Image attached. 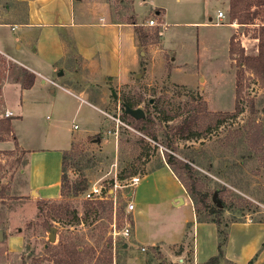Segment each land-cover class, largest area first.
<instances>
[{
	"label": "rangeland",
	"instance_id": "374dc122",
	"mask_svg": "<svg viewBox=\"0 0 264 264\" xmlns=\"http://www.w3.org/2000/svg\"><path fill=\"white\" fill-rule=\"evenodd\" d=\"M108 1L111 19L133 20V0ZM256 1L244 0L243 3L255 4ZM230 3L231 0L229 7ZM216 6L218 3L213 5ZM79 7L75 4V12ZM176 8L175 3L170 4V24L165 27L142 26L143 18L136 20L147 35L158 31V37L147 40L146 44H139L136 38L141 52L140 76L136 77L134 73L129 83L123 85L111 82L88 85L89 92L95 96L93 100L105 113L85 104L75 113L77 99L63 94L60 97L62 107L56 111L25 112L21 124L15 126L21 146L30 150L26 154L15 146L13 135L0 141V264H56L53 255L59 242L64 247L77 249L79 264H104L109 257L111 264H193L191 239L185 243L182 258L177 254L183 246L182 250L179 247L171 251V254L176 253L175 257H169L165 252H154L148 243L149 235H154L157 228L176 226L179 218L189 216L188 210L174 213L168 208L157 211V204L138 205L133 224L141 239L128 246L132 230L126 210L129 188L116 189L109 197L102 194V200L86 197L93 188L102 192L112 190L114 178L125 177L120 180L124 185L130 179V173L131 177L139 176L140 189L157 186L179 194L178 187L164 175L156 174L146 182L142 176L159 159L165 160V153L190 162L208 191V201L223 205L219 214L208 216L201 211L197 216L220 223L217 226L206 222L216 229L217 246L218 231L227 237L233 223L264 222V80L243 72L231 59L229 41L227 45L224 43L228 28L215 25L188 28L184 22L200 19L194 18L186 5L179 14ZM190 8L195 10L194 6ZM197 8L199 6L195 13ZM248 11L256 13L253 24L232 20L229 9L225 12V22L243 25L240 33L246 40H256L251 50L242 47L240 33L231 36L234 35L246 55H256L258 40L255 35L264 17V3L254 5ZM212 13L209 15L213 16ZM91 19L90 15L85 17V20ZM3 20L17 19L5 16ZM161 31L162 50L167 55H153L160 43ZM195 52H198L197 56ZM1 78L0 72V81ZM238 79H241L242 89L241 112L234 114ZM7 98L9 104L16 101L11 94H7ZM125 103L132 104L133 110L140 109L143 118L152 121L151 130L156 134V141L133 128L140 124L126 113ZM203 103L206 110H200ZM2 118L5 116L0 108ZM74 123L79 128L73 132ZM186 123L189 127L180 132ZM53 133L71 141L68 153L61 159V173L63 169L70 185L69 194L64 199L58 195L55 199L37 200L31 195L32 186L42 183L44 175L51 180L53 169L54 178L58 174L57 152H41L52 149L47 139ZM43 135L47 138L41 143ZM160 199L166 202L162 196ZM73 212L78 220L71 218ZM114 223L117 233L127 227L129 236L118 234L113 238ZM207 231L208 228L204 232L206 236L200 232L197 237L200 250L203 238L204 244L210 240ZM50 233L54 236L53 242L48 239ZM141 248L145 250L141 251ZM219 264L234 263L223 257Z\"/></svg>",
	"mask_w": 264,
	"mask_h": 264
},
{
	"label": "crops",
	"instance_id": "0c3cea01",
	"mask_svg": "<svg viewBox=\"0 0 264 264\" xmlns=\"http://www.w3.org/2000/svg\"><path fill=\"white\" fill-rule=\"evenodd\" d=\"M77 3L80 7L75 12L74 6ZM171 3L176 4L177 14L181 13L184 10L183 6L186 5V10L194 14L192 15L194 18L200 19L184 22L183 25L188 28H205L212 26L214 22L223 23L216 27L224 26L229 29V32L224 34L226 45L231 35L235 32L239 34L240 27H243V25L225 22V12L229 9V0H133L134 17L132 21L136 22L137 19L143 18V23H145L149 19H153L161 26H166L170 24L168 19L171 16ZM216 3L218 6L213 7ZM189 6H194L195 10H191ZM197 6L199 8L195 13ZM110 10L111 5L108 0H0V63L3 64V67L0 64L2 77L0 108L4 112L8 111L12 114L13 140L25 154L30 150L21 146L15 133V126L21 124L25 112L56 111L63 106L60 97L65 94V96L77 99L75 113L82 104L100 113H105L99 108V103L94 101L95 96L89 92L88 85L95 86L106 82L123 85L129 83L134 73L136 77L140 76L138 72L141 52H139L135 35V26L140 23H129L128 20L120 17L111 19ZM210 12H213V16L209 15ZM218 12H222L224 17L218 18ZM89 15L92 19L85 20V17ZM5 16H12L17 19V22L4 21ZM260 24L264 25V17ZM160 34V43L153 55L163 54L164 56L167 54L162 50L163 32L161 31ZM240 34L239 39L242 47L251 50L256 40L248 38L246 40L244 34ZM195 55L197 56L198 52H195ZM25 76L32 79V85L29 88L22 87ZM51 82L58 86L52 85ZM7 94H11L12 98L16 100L13 104L8 103ZM96 125L98 123H95ZM73 132H71V136L74 135ZM45 138L47 135L41 137V143ZM61 138L59 134L53 133L47 139L50 141L52 149L45 151L41 149V152L46 153L57 152L58 174L54 178L55 171L53 169L51 180L44 175L42 183L32 186L31 191L36 194L37 200L55 199L59 195L61 159L71 144L70 140ZM156 174L167 177L178 187L180 192L175 195L172 191L161 190L157 186L140 189L139 181L137 187L126 194L128 201L133 203V210L127 212L132 221L128 246L134 245V242L141 239L133 224L136 218L134 213H136L138 205L151 204L154 206L157 204L159 207L156 209L157 211H162L160 208H168L170 212L174 213L188 210L189 216L179 218L176 221V226L164 227L161 225L160 228H157L160 233L155 230L154 235L150 234L149 247L154 252H161V254L165 252L169 257L172 255L175 257L176 253L171 254V251L179 247L182 250L183 246V250L177 254L179 258H182L185 243L187 244L188 239H191L193 264L206 262L210 257L216 255L217 234L215 227L212 224L197 221L189 196L165 160L159 159L158 163L142 176L146 182ZM55 185L56 190H53ZM157 194H160L166 202L164 203ZM179 198L183 201L181 204L178 203ZM207 228L210 240L204 244V237L202 250H200L197 237L200 232L206 236L204 232ZM128 246L126 245L127 248H129ZM223 257L234 264H248L249 262L264 264V222L233 223L228 231ZM173 261L172 259L171 262Z\"/></svg>",
	"mask_w": 264,
	"mask_h": 264
},
{
	"label": "trees",
	"instance_id": "16d2710c",
	"mask_svg": "<svg viewBox=\"0 0 264 264\" xmlns=\"http://www.w3.org/2000/svg\"><path fill=\"white\" fill-rule=\"evenodd\" d=\"M244 0H231L229 13L231 15L232 20L234 19L239 24H253L256 19V13L250 12V8L254 5L260 6L261 3H264V0H257L255 4H248L247 2L243 3ZM129 23L136 24L135 21H130ZM135 35L139 42V44H146L150 39H156L158 37V31H155L153 35H147L143 31L141 27L138 25L135 26ZM255 38L258 40V50L256 55H246L242 47H240L236 43V39L231 36L229 40V49L228 53L231 59H233L237 65L243 69V72H249L252 75H255L260 81L264 80V25H260L257 29V34ZM148 40V41H147ZM240 80H237L236 89H235V105H234V114H238L241 112V108L239 107V99L241 97V86ZM32 85V79L29 76H25L24 82L22 83L23 88H29ZM123 108L132 109V104L125 103ZM200 110H206L205 104H201ZM168 120V118H165ZM11 118H2L0 119V141H3L6 137H12V130H11ZM136 122H139L140 127L135 124L133 127L135 130L141 132L143 135L149 137L153 141H156V134L151 130L153 123L147 117L142 119H136ZM189 127V123L185 124V127L179 129L182 132L184 129ZM15 146H17L15 142ZM174 151V150H173ZM68 152L63 153V157ZM64 159V158H63ZM165 163L171 169L173 174L176 176L177 180L185 189L187 195L189 196L192 204L193 210L198 222H212L215 223L217 226L220 224L218 221L214 219L204 220L197 217L201 211L207 213L208 216H213L215 214L220 213V207L223 205H215L211 204L208 201V191L205 188L204 184L200 181V177L198 176L197 171L191 165L190 162L186 160H180L173 154L165 153ZM63 167V160L61 161V168ZM132 173L128 176L131 177ZM125 178V177H123ZM122 177H118L120 181L123 179ZM70 185L68 180L65 177V173H61L60 177V189L59 195L62 199L69 194ZM106 192H102L101 195L105 194ZM60 198V199H61ZM98 202V201H97ZM66 209V208H65ZM63 211V208L60 209ZM65 211V210H64ZM57 213V212H56ZM72 219H77L76 214L73 212L71 215ZM78 220V219H77ZM219 235V242L217 246V253L216 255L210 257L206 262L203 264H219L220 260L223 259V247L226 244V234L222 231H218ZM79 252L75 247H64L62 242H59L58 248L55 251L54 262L56 264H79ZM112 260L109 257L104 264H111ZM250 264V262L248 263Z\"/></svg>",
	"mask_w": 264,
	"mask_h": 264
},
{
	"label": "built area",
	"instance_id": "2783aa9c",
	"mask_svg": "<svg viewBox=\"0 0 264 264\" xmlns=\"http://www.w3.org/2000/svg\"><path fill=\"white\" fill-rule=\"evenodd\" d=\"M217 17L218 18H223L224 15L222 12H218L217 13ZM142 26H147V27H155V26H161L160 23L156 22L155 20L153 19H149L148 21H146L145 23L141 24ZM212 25H215V26H219V25H223V23H219V22H214L212 23ZM52 85L54 86H58L56 85L55 83L51 82ZM4 116L5 118H10L12 116V114L8 111H5L4 112ZM78 129V127L76 125H73V131H76ZM139 181H140V178L139 176H133V177H130V179L128 180V182H126L124 185L121 184L122 182L121 181H118L116 178L113 179V184H112V190H108L106 192V196H111L113 195V191H115L116 189H120V188H129L130 192L135 189L137 187V185L139 184ZM102 193V190L100 191V189L98 188H93L91 193H88L86 195V197L89 199V200H102L103 197L101 195ZM91 194L93 197H91ZM128 199V197H126ZM126 210L127 212H131L133 210V203L131 201H128V203L126 204ZM112 228H113V238H115V236H117L118 234H121L122 236L124 237H128L129 236V229L127 227H124L122 229V231L120 233H117L116 230H115V223L112 225ZM145 249L144 248H141V251H144Z\"/></svg>",
	"mask_w": 264,
	"mask_h": 264
},
{
	"label": "water",
	"instance_id": "95a60500",
	"mask_svg": "<svg viewBox=\"0 0 264 264\" xmlns=\"http://www.w3.org/2000/svg\"><path fill=\"white\" fill-rule=\"evenodd\" d=\"M61 74V73H59ZM125 111L128 115L132 116L134 119H142L143 116H144V113L140 110V109H129V108H125ZM32 195H35V193L32 192ZM183 201L182 199H178V203L181 204ZM48 239L50 242H53L54 241V236L52 233H50V235L48 236ZM2 240V233L0 231V241Z\"/></svg>",
	"mask_w": 264,
	"mask_h": 264
}]
</instances>
